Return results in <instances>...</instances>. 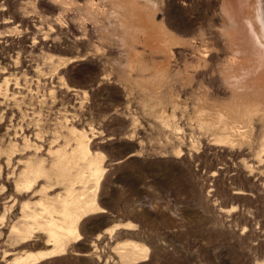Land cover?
Instances as JSON below:
<instances>
[{"label": "rangeland", "instance_id": "374dc122", "mask_svg": "<svg viewBox=\"0 0 264 264\" xmlns=\"http://www.w3.org/2000/svg\"><path fill=\"white\" fill-rule=\"evenodd\" d=\"M263 81L264 0H0V264L52 248L13 227L80 136L106 212L40 264H264Z\"/></svg>", "mask_w": 264, "mask_h": 264}, {"label": "bare ground", "instance_id": "6f19581e", "mask_svg": "<svg viewBox=\"0 0 264 264\" xmlns=\"http://www.w3.org/2000/svg\"><path fill=\"white\" fill-rule=\"evenodd\" d=\"M226 130L228 132L227 135L230 136L240 133V128L233 124H225ZM54 166L56 168L54 176L58 185L62 187L63 193L54 198H50L47 193H42L39 202L34 204L38 206L37 209L33 204L28 203L26 205L28 209L35 208V212L31 213L33 220L26 222L19 228L14 226L12 232L13 236L21 241V239L28 238L34 230H41L47 235L48 243H51L52 248L47 252L29 253L25 256H19L11 264H40L50 258L58 257L66 252V247L72 241L77 243L81 240L79 225L86 215L93 212H106L96 201L93 204L87 202L83 197L86 192V187L82 186V191L76 187L77 183L85 181L84 174L87 169H91L93 175L96 177H100L102 172V167L95 159L90 157L89 148L85 145L82 136L78 140L75 151L69 155H60ZM39 177H45L47 181H50L52 174L47 172L42 166L35 167L28 165L21 174V182L23 183L21 186L23 189H30ZM38 209L41 213L37 212ZM25 214L27 215V213ZM121 249L125 251L122 255L124 264L141 260L146 261L148 258L149 249L148 247L142 246V244H127Z\"/></svg>", "mask_w": 264, "mask_h": 264}]
</instances>
